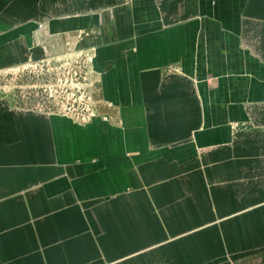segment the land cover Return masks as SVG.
I'll list each match as a JSON object with an SVG mask.
<instances>
[{"label": "crops", "instance_id": "1", "mask_svg": "<svg viewBox=\"0 0 264 264\" xmlns=\"http://www.w3.org/2000/svg\"><path fill=\"white\" fill-rule=\"evenodd\" d=\"M69 51L89 122L0 100V264H264V0H0V70Z\"/></svg>", "mask_w": 264, "mask_h": 264}, {"label": "rangeland", "instance_id": "2", "mask_svg": "<svg viewBox=\"0 0 264 264\" xmlns=\"http://www.w3.org/2000/svg\"><path fill=\"white\" fill-rule=\"evenodd\" d=\"M67 54H63L64 58H49L43 63L26 62L0 70V100L20 107L37 105L43 107V112H47L46 108H55L65 113H68L67 103H71L76 105V114L83 112L85 101L93 102L88 94L91 84L82 68L89 63V56L84 53L77 58L80 54L74 51ZM81 58L85 63H81Z\"/></svg>", "mask_w": 264, "mask_h": 264}, {"label": "built area", "instance_id": "3", "mask_svg": "<svg viewBox=\"0 0 264 264\" xmlns=\"http://www.w3.org/2000/svg\"><path fill=\"white\" fill-rule=\"evenodd\" d=\"M89 62H92V57H89ZM89 97H87L86 99H88ZM90 102L89 101H85L84 106L82 107V111L83 112H78L76 114V105L71 104V103H67L66 105V109H68V114L70 116H72L76 121L80 122L81 124H86L87 122H89L91 120V118L94 117V112L92 110L91 105H89Z\"/></svg>", "mask_w": 264, "mask_h": 264}]
</instances>
